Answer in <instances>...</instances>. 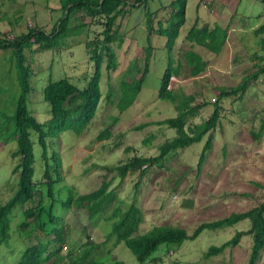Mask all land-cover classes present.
Returning <instances> with one entry per match:
<instances>
[{
    "label": "rangeland",
    "instance_id": "obj_1",
    "mask_svg": "<svg viewBox=\"0 0 264 264\" xmlns=\"http://www.w3.org/2000/svg\"><path fill=\"white\" fill-rule=\"evenodd\" d=\"M171 1L146 0L141 5L126 8L116 15L113 25L115 41L111 42L110 46L115 52L117 67L107 70L106 59L103 58L98 83L100 99L92 120L80 135L63 131L49 143V153L54 151L59 157L60 180L53 184L52 196L47 194L46 185L43 183L40 147L36 142V134L31 132L34 154L32 180L36 184L35 194L33 201L24 206H15L10 211L9 238L6 243L0 244V264H16L24 247L36 241L43 242L48 246V251L51 250L54 242L49 241L53 238L51 230L54 227L63 230L60 254L66 258H75L85 251L86 258L81 262L96 259L109 264L114 257L122 264H137L123 243L115 244L114 237H107L111 223L107 217L114 207L124 209L130 204L139 207L143 219L138 227V234L161 224L181 227L190 234L200 222L216 220L231 212H241L264 198V129L255 139L250 135L251 131L258 132L264 116V72L259 73L245 93L232 95L223 102L227 119L221 120V124L223 123L228 131L216 129L218 132L213 135V148L206 163L212 161L209 167L230 166V173H223L218 178L215 177L218 172L211 173L214 177L200 178L197 175L196 162L204 139L169 153L160 163L130 170L121 180L116 171L105 173L101 168L126 163L134 155L156 156L158 145L176 134L173 128L157 123L175 116L177 112L169 101L158 97L159 83L167 66V58L164 49L165 38L153 35V29L158 26V22L164 23ZM202 1H206L215 12L202 7ZM245 1L250 10L251 0ZM220 6V0H187L186 19L171 50L172 67L179 64L180 77L178 82L170 78L168 87L175 86L185 96H190L191 105L207 104L201 106L197 114L187 120V126L194 121L204 120L210 114L208 110L213 106L210 100L215 95L214 86H234L244 75L255 72L264 62V50L254 42L253 35L250 34L249 40L250 31H246L241 35L243 38L240 36L238 43L234 41L235 35H230V45L217 57L201 46H192L193 50L208 60L209 65L216 66V73L214 70V74H210L207 66L205 72L196 78L189 75L190 67L184 59V52L191 46L184 39L185 32L192 21L196 20V14L206 15L203 19L215 18L217 14L222 13ZM261 8L263 5L257 3L253 11L260 12ZM62 12L57 0H2L0 36L13 40L26 29L34 27L50 31ZM146 13L150 14L149 29ZM240 14L241 10L238 9L236 15L240 17ZM232 19L229 16L227 23H234ZM247 23L250 27L264 24V17L260 19L251 16ZM103 24V17L97 15L90 18L84 9H76L71 16V25L80 30L78 34L67 37L63 44L55 43L50 49H41L34 43L23 47L31 71V91L27 98V107L38 122L42 123L50 118L49 105L42 98V89L48 80L67 78L78 88L84 86L85 80L92 73V63L88 59L86 45H98L103 40ZM148 42L153 51L141 89L133 103L119 112L115 107L121 94L119 81H130L132 76H139L143 67L144 48ZM235 48L237 50H234ZM225 63L229 73L219 76L218 68ZM128 68L131 70L127 71ZM109 87L111 92L107 95ZM18 91L11 51L0 50V203L16 186L17 172L13 171V168L18 158L12 155L16 147L12 115ZM227 109H238L240 112L235 116L228 113ZM113 116L117 118L115 123H112ZM230 118L238 121L229 124ZM104 128L109 129L110 136L98 141L96 135ZM231 138H237L242 143L250 142V162L258 167L246 171L245 162H222L221 151L225 141ZM242 149L247 148L241 147ZM239 155L240 158L246 159L244 155ZM142 170L144 172L140 176ZM104 174L106 179L113 176L108 189L115 194L114 201L106 208L93 217H88L82 207L73 204L69 208L63 206L62 202L67 197L65 186L70 188L73 195L80 194L97 187ZM239 191H250V196L247 197L248 193ZM209 204L214 206L213 211H210L212 207L208 208ZM35 207L42 208L37 221L42 230L31 220L27 221L26 227H20L25 220L23 211ZM52 218H56L57 222L54 223ZM239 227L233 225L204 229L196 238L185 240L180 245H160L152 253V256L157 258L155 263L146 264H245L247 258H234L227 250L208 258L203 257V252L209 246L220 245ZM167 247L172 254L167 253ZM257 264H264V250Z\"/></svg>",
    "mask_w": 264,
    "mask_h": 264
},
{
    "label": "trees",
    "instance_id": "obj_2",
    "mask_svg": "<svg viewBox=\"0 0 264 264\" xmlns=\"http://www.w3.org/2000/svg\"><path fill=\"white\" fill-rule=\"evenodd\" d=\"M57 2L63 12L50 31L34 27L26 29L25 32L20 33L13 40H7L0 36V50L9 49L11 51L15 79L19 90L12 115L13 134L15 135L16 143L12 155L18 158L13 168V171L17 172L16 186L12 193L0 203V244L6 243L9 238L8 215L10 211L15 206H24L33 201L34 198L36 184L32 180L34 154L30 138L31 132L36 134V142L40 147V158L43 162V183L46 185L47 194L52 196L53 184L60 180L58 172L59 157L54 151L49 153V143L63 131H70L78 136L86 129L94 116L100 99L98 83L103 58L106 59L105 68L107 70H114L117 67L116 55L110 46V43L115 41L113 29L115 17L124 9L134 8L146 2V0H57ZM185 5L186 0H172L164 23L159 22L158 26L153 29L154 34L165 38L164 49L167 58V66L159 83L158 97L169 101L177 112L175 116L165 118L157 123L173 128L176 134L158 145V154L156 156L138 157L134 155L129 161L118 166L101 167L105 173L116 171L120 180L130 170L150 167L155 163H160L169 153L204 139L196 162V170L199 171L207 151L210 150L214 131L216 129L221 131L220 119L223 110L221 100L232 95H241L255 81L259 73L264 72L263 62L259 69L251 74L244 75L234 86H214L215 95L210 100L213 105L210 114L204 120L187 126V120L191 116L196 115L198 109L206 104L191 105L190 96H185L180 89L168 88L170 78L177 76L179 73L178 67H172L171 50L180 27L185 21ZM76 9H84L85 14L90 18H94L97 15L103 17V40L98 45H86L88 48V59L92 63V73L85 80L82 88H78L67 78L47 81L42 89V98L49 105L50 118L41 123L30 114L27 107V98L31 91V71L23 52V47L34 43L41 49H50L55 43L63 44L64 39L78 34L80 30H77L75 25H71V16ZM149 16L150 14L146 13L148 29L150 28ZM263 31L264 27L260 25L254 30V33L258 35L262 34ZM225 38L226 28H222L217 24H214L211 28L206 24L200 27L193 24L184 35V39L191 44L201 46L213 54H218L221 51ZM260 44L264 49V37L260 38ZM151 52L152 47L148 42L144 48L143 67L139 72V76H132L130 81L120 79L119 88L121 94L115 103V107L119 112L129 107L137 97L148 71ZM184 59L190 67L189 75L191 77L199 75L206 67V61L191 49L184 53ZM129 70L131 69L128 68L127 71ZM110 92L111 89L109 87L107 95ZM116 119L113 116L112 123H115ZM263 129L264 116L260 121L258 132H250L251 137L253 139L257 138ZM109 136V129L104 128L97 133L96 139L101 141ZM143 172V170L140 171L139 175L142 176ZM112 178L113 176L110 179H106L104 174L97 187L76 195H73L70 188L65 186L67 197L62 202L63 206L69 208L73 204L74 206L82 207L88 217H93L115 199L113 191L108 189ZM41 213V207L25 209L23 211L25 220L20 224V227H26L27 221L30 220L37 223ZM107 219L111 220L107 237H114L115 244L123 243L134 256L137 264L155 263L157 258L152 256V253L160 245H180L185 240L196 238L204 229L233 226L244 219L249 222L247 230L236 231L229 239L218 246H209L203 252V257L208 258L221 253L227 247L235 246L241 236L246 234H250L251 244L245 264H257L264 249V198L244 211L231 212L227 216L216 220L200 222L190 234L181 227L167 224L154 225L146 232L138 234V227L142 222L143 215L139 207L134 204H130L124 209L114 207ZM51 220L54 223L57 222L56 218ZM37 227L42 230V226L38 223ZM51 233L53 238L49 243L54 242L51 250L48 251V246L41 241L29 243L24 247L16 264H104L96 259H88L85 262H81L82 259L86 258L85 251L80 252L75 258H66L60 254L63 230L54 227ZM167 249L169 248L167 247ZM109 264H122V262L113 257V261Z\"/></svg>",
    "mask_w": 264,
    "mask_h": 264
},
{
    "label": "crops",
    "instance_id": "obj_3",
    "mask_svg": "<svg viewBox=\"0 0 264 264\" xmlns=\"http://www.w3.org/2000/svg\"><path fill=\"white\" fill-rule=\"evenodd\" d=\"M2 1V0H1ZM187 2V0H186ZM246 1H242V0H220V10H222V13L221 15L217 14L215 16V18L211 17V19L207 18V19H203L202 17L206 16V15H198L196 14L195 17H196V20L195 21H192L191 25L192 26L193 24H196L197 27H200L202 26L203 24H206L208 27H213L214 24H217L219 25L220 27L222 28H226V38H225V43L221 49V51L218 53V54H213L215 55L216 57L217 56H220L221 53H223L225 51V47H228L230 45V35H235V38H234V41L235 43H238L240 42V36L245 33L246 31H250L248 34H249V40H250V34L253 35L255 37V40L254 42L257 43L260 47H261V44H260V37H264V31L262 32V34H258L256 35L254 33V30H256V28L260 25H262L264 27V24H259L258 26H253V27H250V25L247 23L248 19L253 16V17H257V18H262L264 17V0L263 1H260V0H251L249 6H250V10L248 9V4L246 6ZM257 3H261L263 5V8H261V11H253V7L255 5H257ZM57 4H59L57 2ZM186 6V5H185ZM210 8L213 9V7L209 6ZM186 8V7H185ZM224 9V10H223ZM240 9L241 10V16L238 17L236 15V11ZM207 10V9H206ZM208 11V10H207ZM215 10L213 9V12L214 13ZM229 16L230 18H233L232 21L234 23L230 24V23H227L228 22V19H229ZM194 17V18H195ZM186 19V17H185ZM194 20V19H193ZM160 22V21H159ZM158 22V23H159ZM185 22V21H184ZM189 26V27H190ZM188 27V28H189ZM249 27V28H248ZM181 28V27H180ZM187 31V30H186ZM180 32V30H179ZM186 33V32H185ZM153 35H156V34H153ZM158 36V35H157ZM241 38H243V36H241ZM252 39V38H251ZM187 41V40H186ZM188 42V41H187ZM126 42H124L125 44ZM190 44V48L191 50H193L192 46H195V44H191L190 42H188ZM241 44V43H240ZM256 46V45H255ZM152 47V46H151ZM239 48V47H237ZM237 48H235L234 50H237ZM188 49V50H189ZM261 49H263L261 47ZM264 50V49H263ZM152 51H153V47H152ZM195 51V50H193ZM186 52V51H185ZM184 52V53H185ZM196 53H198L197 51H195ZM211 53V52H210ZM199 54V53H198ZM201 57L202 55L199 54ZM203 58V57H202ZM205 61H206V67L205 69L203 70V72H205L207 66H209V73L210 74H214L212 73L214 70H215V73H216V66L215 65H209V62L207 59L203 58ZM176 67H179V64L177 63L176 64ZM218 71H219V76H223V75H226L229 73V69H228V66L226 65V63L224 65H221L219 66L218 68ZM201 72V73H203ZM221 72V73H220ZM200 73V74H201ZM199 74V75H200ZM198 76V75H197ZM179 73L177 76H173L172 78L175 79L177 82L179 81ZM171 78V79H172ZM192 78H196V76L192 77ZM169 89H179V88H175V86L171 87L170 86L168 87ZM248 88V87H247ZM246 91V90H245ZM245 91L243 93H245ZM242 93V94H243ZM242 97V96H241ZM227 98H223L221 101V106L223 108L222 112H221V119H220V123H221V120H225L227 118H225V115H226V108L224 107V104L223 102L224 101H227ZM207 105V104H206ZM209 106V105H208ZM206 106V107H208ZM200 109V108H199ZM212 110V109H211ZM211 110H208V113L211 112ZM228 113H232V115H235L237 116L240 112V110L238 111L235 110V109H227ZM231 121L228 120V123L231 124L232 121L235 122V120L237 119H232L230 118ZM238 121V120H237ZM243 122V120H241ZM199 122V121H198ZM196 121H194L193 123H198ZM220 127H221V131L224 130V132L228 131V129L222 124H220ZM218 130V129H217ZM215 131L213 133L216 134V132L218 131ZM240 134V133H239ZM236 136L239 137L238 134H236ZM213 140V139H212ZM214 141V140H213ZM250 143V142H249ZM249 143H242L241 141H239V139L237 138H231V140H226L225 143H224V147L221 151V157L223 158L222 162H225V163H235V162H245L246 163V171H250V169H253L255 167H258L257 165H255L254 163L250 162V149H248V145ZM241 147H246L247 149L245 150H241ZM212 148H213V143L211 144V147H210V150L207 151L206 153V156H205V159L201 165V168L200 170L197 172V175L202 178V177H214L213 175H211L212 172H218L219 174L218 175H215V177H219L221 175H223V173H230L232 171V168H230V166H227V167H219L218 165H214L213 167H209V165L212 163L211 162H207V156L209 155V153L212 151ZM250 148V147H249ZM244 155V157H246V159L244 158H240V155ZM248 178H250V176H247ZM239 192H245V193H248L247 194V197L250 196V191H239ZM241 196H245V195H241ZM238 202V201H237ZM209 207H212L210 211H213V208L214 206H212L211 204L208 205V208ZM244 211V210H242ZM240 212V211H239ZM237 226H240L239 230H247L249 228V222L248 220L244 219L240 222H238L236 224ZM250 244H251V237H250V234H246V235H242L241 238L239 239L238 243L235 245V246H232V247H227L225 248L222 252H225L226 250L228 252L231 253V256L236 258V257H243V258H247L248 256V252H249V248H250ZM264 250V249H263ZM221 252V253H222ZM263 252V251H262ZM261 252V253H262Z\"/></svg>",
    "mask_w": 264,
    "mask_h": 264
},
{
    "label": "built area",
    "instance_id": "obj_4",
    "mask_svg": "<svg viewBox=\"0 0 264 264\" xmlns=\"http://www.w3.org/2000/svg\"><path fill=\"white\" fill-rule=\"evenodd\" d=\"M201 6L204 7V8H206V9H208V11H210V12L213 11L212 8L209 7V5L207 4L206 1H202V2H201ZM211 100H212V99H211ZM168 253H169V254H172V251L169 250Z\"/></svg>",
    "mask_w": 264,
    "mask_h": 264
}]
</instances>
